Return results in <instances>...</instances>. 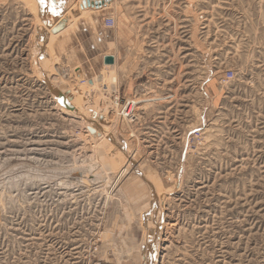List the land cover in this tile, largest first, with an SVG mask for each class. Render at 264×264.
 <instances>
[{"label": "rangeland", "instance_id": "obj_1", "mask_svg": "<svg viewBox=\"0 0 264 264\" xmlns=\"http://www.w3.org/2000/svg\"><path fill=\"white\" fill-rule=\"evenodd\" d=\"M66 1L0 0V264H264V0Z\"/></svg>", "mask_w": 264, "mask_h": 264}, {"label": "crops", "instance_id": "obj_2", "mask_svg": "<svg viewBox=\"0 0 264 264\" xmlns=\"http://www.w3.org/2000/svg\"><path fill=\"white\" fill-rule=\"evenodd\" d=\"M63 1L67 2L66 0H63ZM73 29L74 28H72L70 30H67V28H66V30L62 31L60 35H62L65 32L72 33V34L74 33L75 34V32H73ZM124 40L125 41H129V43H127V45H125L127 49H126L125 54H124V64L126 65L127 68L130 67L132 69V63H133L132 61H133V59H138V58L140 59V56H139L140 53L139 52H141V51L138 52V50H133V47L137 44V41L135 43V41L132 39V37H130L129 39L125 37ZM107 42H108V49L110 50V47H111L110 45H114L115 46V44H116V36L108 37ZM107 56L114 57L116 63H114V65L105 64V66L117 67V64L121 60V56L118 54V52L117 51H114V52L108 51L107 53H103L102 61ZM128 58H129V62H128ZM130 72H133V71H130ZM133 83L134 82L132 80H127V82L125 83V87L129 86V88H131Z\"/></svg>", "mask_w": 264, "mask_h": 264}, {"label": "water", "instance_id": "obj_3", "mask_svg": "<svg viewBox=\"0 0 264 264\" xmlns=\"http://www.w3.org/2000/svg\"><path fill=\"white\" fill-rule=\"evenodd\" d=\"M111 1L112 0H86V1L83 2V5L81 6V8L82 9H84V8H96V9H99V8L104 7L106 2H111ZM62 2H63V0H62ZM45 3L46 4L43 7L40 4L41 12H43V14L44 13L46 14L49 11V9L51 8V7L48 6L49 3L46 2V0H45ZM55 3L59 5L60 1H57ZM50 4H51V2H50ZM73 14L75 16H79V12H77V11H73ZM68 22H69V17H67V16L63 17L62 16L61 20L58 21L57 24L54 25L51 28L52 34H57V33H60L61 31H63L67 27ZM104 61H105V64H107V65L115 63L114 57H111V56L105 57ZM79 73L81 74V72H79ZM91 131L93 132V130H91Z\"/></svg>", "mask_w": 264, "mask_h": 264}, {"label": "bare ground", "instance_id": "obj_4", "mask_svg": "<svg viewBox=\"0 0 264 264\" xmlns=\"http://www.w3.org/2000/svg\"><path fill=\"white\" fill-rule=\"evenodd\" d=\"M51 12L54 14L53 16H58V15L56 14V12H54L53 10H52ZM83 15H84V14H83ZM61 32H62V31H61ZM61 32H60V33H61ZM58 34H59V33H57V34H52V35H58ZM104 62H105V61H104ZM115 63H116V62H115ZM110 65H114V64H110ZM112 67H113V66H112ZM114 69H115V68H114ZM85 105H86V104H85ZM61 106H62V109H63V110H66L67 112H68V111H69V112H72V111L68 110L69 107L65 106V104H64V105H61ZM60 108H61V107H60ZM70 108H71V107H70ZM72 109H73V108H72ZM66 111H65V112H66ZM73 112L75 113V114L73 113L74 115H76V114H80V115H81V113H82V111L79 110V109H77V108H75V109L73 110ZM87 112H88V111H87ZM123 113H124V112H122V114H123ZM66 114H67V113H66ZM68 114H69V113H68ZM83 114H84V113H83ZM85 114L88 115V113H85ZM80 115H78V116L81 117ZM123 115H124V117H125V114H123ZM78 116H77V117H78ZM97 116H98V115H97ZM97 116H96V117H97ZM131 116L133 117V114H131ZM91 118H92V117H91ZM91 118L86 117V119L89 120V121L86 123L87 125H91V124H89V122L91 123V120H93V119H91ZM98 119H99V118H98ZM125 119H128V118L125 117ZM98 121H99V120H98ZM91 127H93V128H90L91 130H93L92 133L95 134V133H96V130L98 129V126H96V125L93 124V125H91ZM94 128H95L96 130H95ZM123 171H124V170H123ZM124 172H125V171H124Z\"/></svg>", "mask_w": 264, "mask_h": 264}, {"label": "built area", "instance_id": "obj_5", "mask_svg": "<svg viewBox=\"0 0 264 264\" xmlns=\"http://www.w3.org/2000/svg\"><path fill=\"white\" fill-rule=\"evenodd\" d=\"M105 26L106 28H113L115 26V20L113 18H107L106 21H105ZM233 72H228V76H227V79L230 80L233 78ZM130 106V102H128L123 110V112H125V117L127 118H131V114H130V111L128 110V107ZM127 107V108H126ZM130 109V108H129ZM123 115V114H122ZM124 116V115H123ZM124 117V118H125ZM200 133V132H198ZM195 135V134H194ZM193 136V135H191Z\"/></svg>", "mask_w": 264, "mask_h": 264}, {"label": "snow or ice", "instance_id": "obj_6", "mask_svg": "<svg viewBox=\"0 0 264 264\" xmlns=\"http://www.w3.org/2000/svg\"><path fill=\"white\" fill-rule=\"evenodd\" d=\"M39 2H40L42 7L45 6V0H39ZM48 6L51 7L54 12H56V9H57V5L56 4L51 3ZM57 14H58V12H57Z\"/></svg>", "mask_w": 264, "mask_h": 264}]
</instances>
